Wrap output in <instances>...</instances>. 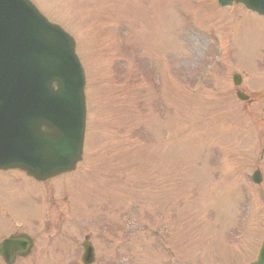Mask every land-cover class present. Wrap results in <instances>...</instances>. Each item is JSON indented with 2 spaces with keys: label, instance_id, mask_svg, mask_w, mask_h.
I'll return each instance as SVG.
<instances>
[{
  "label": "rangeland",
  "instance_id": "374dc122",
  "mask_svg": "<svg viewBox=\"0 0 264 264\" xmlns=\"http://www.w3.org/2000/svg\"><path fill=\"white\" fill-rule=\"evenodd\" d=\"M31 1L76 41L88 117L85 162L73 175L40 186L42 192L22 185L17 173L0 178L6 218L21 215L15 193L34 198L30 203L46 200L35 249L18 264H81L85 238L95 250L92 264L254 260L264 237V151L257 159L264 145V18L208 0ZM116 31H124L122 40ZM159 105L163 122L169 112L175 119L163 124L165 142ZM153 167L175 168L174 179L144 180ZM255 169L259 186L249 179ZM213 171L220 174L211 180ZM6 224L0 216V227Z\"/></svg>",
  "mask_w": 264,
  "mask_h": 264
},
{
  "label": "water",
  "instance_id": "95a60500",
  "mask_svg": "<svg viewBox=\"0 0 264 264\" xmlns=\"http://www.w3.org/2000/svg\"><path fill=\"white\" fill-rule=\"evenodd\" d=\"M219 1H241L264 15V0ZM72 45L25 0H0V155L34 177L32 160L48 178L71 169L79 155L84 80ZM253 264H264V244Z\"/></svg>",
  "mask_w": 264,
  "mask_h": 264
},
{
  "label": "flooded vegetation",
  "instance_id": "af4514ba",
  "mask_svg": "<svg viewBox=\"0 0 264 264\" xmlns=\"http://www.w3.org/2000/svg\"><path fill=\"white\" fill-rule=\"evenodd\" d=\"M12 234H15V235H20V234H21V232H13V233H11L10 235H12Z\"/></svg>",
  "mask_w": 264,
  "mask_h": 264
}]
</instances>
